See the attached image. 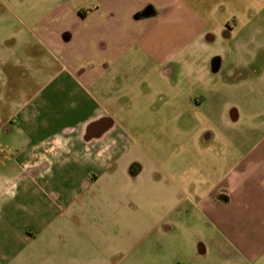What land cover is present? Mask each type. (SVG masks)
Here are the masks:
<instances>
[{"label": "crops", "instance_id": "0c3cea01", "mask_svg": "<svg viewBox=\"0 0 264 264\" xmlns=\"http://www.w3.org/2000/svg\"><path fill=\"white\" fill-rule=\"evenodd\" d=\"M91 1L60 0L29 34L2 42L0 105L10 108L0 113V129L14 124L7 135H19L21 146L0 155V264H80L74 234L89 221L111 220L119 200L112 177L121 165L129 176L140 167L133 179L144 170L139 160L130 167L128 136L107 108L143 89L131 73H153L143 84L157 79L154 95L166 103L179 89L177 65L192 81L207 77L200 55L206 59L207 36L194 35L196 49L189 42L177 50V1ZM234 155L221 182L195 202L215 234L191 263L264 264V134ZM214 249L229 254L217 250L210 259Z\"/></svg>", "mask_w": 264, "mask_h": 264}, {"label": "rangeland", "instance_id": "374dc122", "mask_svg": "<svg viewBox=\"0 0 264 264\" xmlns=\"http://www.w3.org/2000/svg\"><path fill=\"white\" fill-rule=\"evenodd\" d=\"M175 1L177 50L189 42L196 49L195 36H207L206 59L200 53L207 61V77L203 83L192 81L187 66L177 65L179 89L166 103L154 95L157 79L147 87L143 84V78L150 82L153 73L134 72L129 78L137 79L143 89H131L129 97L107 105L128 136L130 167L139 160L144 170L133 179L121 165L112 177L111 192L119 197L112 203L113 217L106 224L89 221L74 234L80 264L206 263H191L199 244L215 234L195 202L235 163L234 148L248 149L264 134V0ZM59 4L60 0H0L1 53L7 49L4 40L26 36ZM228 25L233 29L225 37L222 33ZM13 40L11 46L24 57L23 43ZM2 106L0 113L9 115L10 107ZM233 112L240 116L237 122L231 120ZM13 129L10 123L0 129L2 156L3 151L20 150L19 135H7ZM174 221L178 224L167 232ZM217 250L225 251L211 250L210 259L216 258Z\"/></svg>", "mask_w": 264, "mask_h": 264}, {"label": "water", "instance_id": "95a60500", "mask_svg": "<svg viewBox=\"0 0 264 264\" xmlns=\"http://www.w3.org/2000/svg\"><path fill=\"white\" fill-rule=\"evenodd\" d=\"M149 13V11H147ZM231 120L233 122H237L239 120V114L237 112H233L231 114ZM141 169L139 166L133 165L131 167L130 173L133 177L137 176L140 173ZM201 251V250H200Z\"/></svg>", "mask_w": 264, "mask_h": 264}, {"label": "flooded vegetation", "instance_id": "af4514ba", "mask_svg": "<svg viewBox=\"0 0 264 264\" xmlns=\"http://www.w3.org/2000/svg\"><path fill=\"white\" fill-rule=\"evenodd\" d=\"M231 29H233V26H230V25H228V26H225V31L222 33V35L223 36H225V37H230L231 36ZM215 38H217L216 37V34H215ZM207 40H209V38L207 37ZM211 66V65H210ZM217 69H218V67H216ZM212 69V67L210 68V70ZM136 166H138L137 164H135Z\"/></svg>", "mask_w": 264, "mask_h": 264}, {"label": "trees", "instance_id": "16d2710c", "mask_svg": "<svg viewBox=\"0 0 264 264\" xmlns=\"http://www.w3.org/2000/svg\"><path fill=\"white\" fill-rule=\"evenodd\" d=\"M82 15H83V13H82ZM84 16V15H83Z\"/></svg>", "mask_w": 264, "mask_h": 264}]
</instances>
